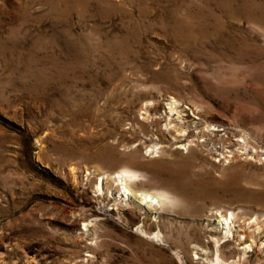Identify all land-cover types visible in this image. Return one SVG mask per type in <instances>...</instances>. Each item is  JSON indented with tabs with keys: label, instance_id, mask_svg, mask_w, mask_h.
I'll return each instance as SVG.
<instances>
[{
	"label": "rangeland",
	"instance_id": "rangeland-1",
	"mask_svg": "<svg viewBox=\"0 0 264 264\" xmlns=\"http://www.w3.org/2000/svg\"><path fill=\"white\" fill-rule=\"evenodd\" d=\"M75 2L0 0V264H264V0ZM132 163L161 204L97 192Z\"/></svg>",
	"mask_w": 264,
	"mask_h": 264
},
{
	"label": "bare ground",
	"instance_id": "bare-ground-1",
	"mask_svg": "<svg viewBox=\"0 0 264 264\" xmlns=\"http://www.w3.org/2000/svg\"><path fill=\"white\" fill-rule=\"evenodd\" d=\"M65 1L69 2L70 7L76 4L75 0H64V2ZM76 1L79 3L85 0H76ZM177 107H178V102L174 101L173 99L172 102L169 103V108H168L169 114L173 115L175 112L178 114L179 112H178ZM154 123L158 125L159 121L155 120ZM155 128L157 129L156 133L150 131L153 134L151 137H157V139H160V140L167 141L165 139L166 135H170V136H173L174 140L180 141L178 142L180 145L181 137H185V136L189 137V133H188L189 127H185V128L179 127V125L173 124L170 120H168V122L166 123L164 130L160 127H155ZM215 130L216 129L212 127L211 128L205 127L203 132H214ZM105 136L106 134H103V137ZM197 142H199V139H197ZM191 144H194L193 140L189 141L188 147ZM225 144L227 143H224V146H226ZM113 154H114V150L112 148L105 147L103 150V153L98 154V156L102 157L103 155H106L108 157H112ZM110 160L111 158L107 160V162H110ZM131 166H136L140 169H138L137 171V170H134L133 168H122V170L117 173L116 180H113V178L104 177V176L100 177V174H98L99 180H97L98 182V185L96 186L97 192L100 195H103L106 197V190L110 191L111 188L114 186L115 189H117V194H119L121 198H124L125 201L130 200L132 197L139 196L140 200L148 205L161 204L162 200L166 198V194L148 192L146 190H137L136 188L137 185L135 184V181L138 180L140 176L144 175V173L141 172L140 170L145 169V164L137 166L135 165V163H132ZM160 166L159 167L161 168V170H154V169L151 170L150 173L152 175L150 177H152L153 179H156L159 183L163 182L166 185L173 186L175 190L180 191L181 196L184 197L186 201L192 202L198 194L202 196L209 194L206 188L203 186L199 187V189L196 190V192H193V193L190 192L189 186L183 182V179L186 178V175L188 173L187 172L188 166L186 162L176 163L173 166H164L161 164ZM139 172H141L142 174H139ZM116 209H120V208H116ZM219 218L220 219H219V223L217 227H215L214 229H211L210 231L215 234H218L219 233L218 231L222 228L225 231L224 236L227 238L231 237L230 235H232V233L234 232V227H235L234 226V214L227 213L224 215L223 213H220ZM254 221L248 224L247 229L250 230V228L253 227L252 223H254ZM263 233H264V228L262 226L257 225L252 231H249L246 234H242L241 236H237L236 231H235V235H233V237H235V239H237L238 242H242L243 239L249 240V243L246 242V244H249V245L243 248L246 251L254 247V245L256 244V240ZM227 242H230V240L227 239ZM217 260L220 261L219 258H217Z\"/></svg>",
	"mask_w": 264,
	"mask_h": 264
}]
</instances>
